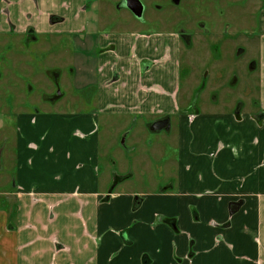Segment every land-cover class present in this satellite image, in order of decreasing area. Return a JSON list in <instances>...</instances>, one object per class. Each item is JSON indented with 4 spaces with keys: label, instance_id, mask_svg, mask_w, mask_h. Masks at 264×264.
Masks as SVG:
<instances>
[{
    "label": "crops",
    "instance_id": "crops-1",
    "mask_svg": "<svg viewBox=\"0 0 264 264\" xmlns=\"http://www.w3.org/2000/svg\"><path fill=\"white\" fill-rule=\"evenodd\" d=\"M2 2L0 33L74 41L96 63L92 109L12 118V147L0 146V172L11 174L0 189V264H264V10L258 98L238 84L244 109L198 114L181 103L177 33L82 37L100 25L87 0ZM165 118L170 130L152 132ZM115 135L144 143L130 169L145 162V182L109 192L111 161L122 175L129 165L128 153L108 150Z\"/></svg>",
    "mask_w": 264,
    "mask_h": 264
},
{
    "label": "rangeland",
    "instance_id": "rangeland-1",
    "mask_svg": "<svg viewBox=\"0 0 264 264\" xmlns=\"http://www.w3.org/2000/svg\"><path fill=\"white\" fill-rule=\"evenodd\" d=\"M141 1L145 11L138 21L124 7V0H87L86 9L100 25L91 26L89 32L83 31L79 35L91 36L101 30L109 34L139 29L151 33L174 32L182 36L181 103L183 107L190 106L194 113L226 112L232 108L238 110L239 106L244 109L245 103L239 101L238 84L246 94H252L251 100L258 98L256 74L251 65L259 53V19L264 0ZM2 9L0 0V18ZM56 40L30 29L0 33V146L5 140L12 147V118L19 114H64L92 109L95 53H84L80 49L76 52L77 42ZM95 43L91 40L80 42L86 47L93 45V48ZM80 67L84 68L83 73L79 71ZM197 89L200 91L196 94ZM86 91L91 94L87 96ZM80 97L86 99L85 106L79 105ZM250 102L246 101L247 104ZM149 136L154 138L155 135ZM122 137L115 135L107 140L112 141L108 150L110 147L112 151L121 148L129 154V165L124 166L126 173L123 175L117 173L118 161H111L114 173L109 192L126 180L136 179L139 185L145 182L141 174H144L141 166L145 162L130 169L133 166L130 162L137 153L134 149L144 143L135 144L132 149L130 140L124 145ZM158 166L159 163L153 169ZM167 172L173 175L172 165ZM10 178L9 172H0V189Z\"/></svg>",
    "mask_w": 264,
    "mask_h": 264
},
{
    "label": "water",
    "instance_id": "water-1",
    "mask_svg": "<svg viewBox=\"0 0 264 264\" xmlns=\"http://www.w3.org/2000/svg\"><path fill=\"white\" fill-rule=\"evenodd\" d=\"M124 7L130 10L137 19H141L144 13V5L140 0H124ZM169 131V119L160 120L151 127L152 132Z\"/></svg>",
    "mask_w": 264,
    "mask_h": 264
},
{
    "label": "flooded vegetation",
    "instance_id": "flooded-vegetation-1",
    "mask_svg": "<svg viewBox=\"0 0 264 264\" xmlns=\"http://www.w3.org/2000/svg\"><path fill=\"white\" fill-rule=\"evenodd\" d=\"M141 1V0H140ZM141 3H142V1H141ZM143 4V3H142ZM144 5V4H143ZM127 9V8H126ZM130 11V10H129ZM144 11H145V6H144ZM131 12V11H130ZM132 13V12H131ZM133 14V13H132ZM144 14V13H143ZM134 16V15H133ZM135 17V16H134ZM136 18V17H135ZM142 18H143V16H142ZM141 18V19H142ZM137 19V18H136ZM141 19H138V21L139 20H141ZM252 67H253V65H251ZM200 90L199 89H197L196 91H195V93L197 94L198 92H199ZM165 119H168V118H165ZM165 119H163V120H165Z\"/></svg>",
    "mask_w": 264,
    "mask_h": 264
}]
</instances>
